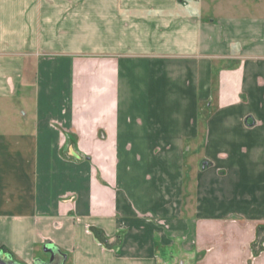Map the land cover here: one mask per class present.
Wrapping results in <instances>:
<instances>
[{
  "label": "crops",
  "instance_id": "obj_1",
  "mask_svg": "<svg viewBox=\"0 0 264 264\" xmlns=\"http://www.w3.org/2000/svg\"><path fill=\"white\" fill-rule=\"evenodd\" d=\"M264 264V0H0V256Z\"/></svg>",
  "mask_w": 264,
  "mask_h": 264
},
{
  "label": "water",
  "instance_id": "obj_2",
  "mask_svg": "<svg viewBox=\"0 0 264 264\" xmlns=\"http://www.w3.org/2000/svg\"><path fill=\"white\" fill-rule=\"evenodd\" d=\"M0 264H19L14 260H6L0 256ZM34 264H54V253L50 251V256L47 259L38 258Z\"/></svg>",
  "mask_w": 264,
  "mask_h": 264
},
{
  "label": "flooded vegetation",
  "instance_id": "obj_3",
  "mask_svg": "<svg viewBox=\"0 0 264 264\" xmlns=\"http://www.w3.org/2000/svg\"><path fill=\"white\" fill-rule=\"evenodd\" d=\"M1 257H2V256H1ZM2 258L6 259V260H13V259H10V258H7V257H2Z\"/></svg>",
  "mask_w": 264,
  "mask_h": 264
}]
</instances>
